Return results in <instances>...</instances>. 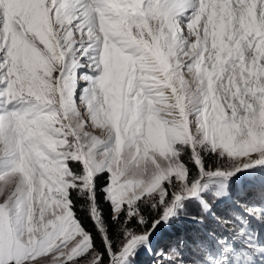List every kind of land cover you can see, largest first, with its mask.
Here are the masks:
<instances>
[{
	"label": "snow or ice",
	"instance_id": "snow-or-ice-1",
	"mask_svg": "<svg viewBox=\"0 0 264 264\" xmlns=\"http://www.w3.org/2000/svg\"><path fill=\"white\" fill-rule=\"evenodd\" d=\"M141 255L264 264V0H0V264Z\"/></svg>",
	"mask_w": 264,
	"mask_h": 264
},
{
	"label": "trees",
	"instance_id": "trees-1",
	"mask_svg": "<svg viewBox=\"0 0 264 264\" xmlns=\"http://www.w3.org/2000/svg\"><path fill=\"white\" fill-rule=\"evenodd\" d=\"M191 210L197 211L196 206H193ZM188 230H189L188 225L186 223L178 222L177 224H175L171 228H169V230H166L165 232H163V234L159 235V237H162V239L164 238L163 241H161V239L160 240L158 239V240L162 242L161 244H166V243L174 240L181 233L188 231Z\"/></svg>",
	"mask_w": 264,
	"mask_h": 264
},
{
	"label": "rangeland",
	"instance_id": "rangeland-1",
	"mask_svg": "<svg viewBox=\"0 0 264 264\" xmlns=\"http://www.w3.org/2000/svg\"><path fill=\"white\" fill-rule=\"evenodd\" d=\"M166 230H169V228L168 227H162L160 229L159 233L157 234L159 240L161 239V241H163L164 238L162 239V237H159V235L163 234V232H165ZM161 241H159V242L162 243ZM147 263L148 264H151V258L149 256H147V255H141L140 257H138L137 264H147Z\"/></svg>",
	"mask_w": 264,
	"mask_h": 264
}]
</instances>
